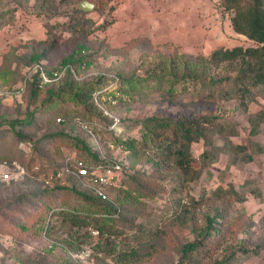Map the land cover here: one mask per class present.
<instances>
[{
	"label": "rangeland",
	"instance_id": "374dc122",
	"mask_svg": "<svg viewBox=\"0 0 264 264\" xmlns=\"http://www.w3.org/2000/svg\"><path fill=\"white\" fill-rule=\"evenodd\" d=\"M82 1L0 0V264H117L118 254L131 249L139 255L128 264H177L183 246L195 241L205 246L194 256L198 264H264V153L255 151L264 145V119H256L264 114V87H248L245 101H252L244 112L239 63L211 60L216 50L255 44L233 31L223 0H87L94 3L87 11ZM69 58L89 63L68 64L63 78L72 84L35 97L32 87L15 94L31 68L59 72ZM34 77L27 86L37 85ZM112 81L125 90L116 92L110 111L128 140H140L148 119L214 125H201L203 136L190 147L200 172L185 185L172 161L138 149L126 154L134 177L111 195L119 218L109 224L122 234L106 239L90 224L48 218L59 207L91 206L54 189L60 154L72 151L45 138L58 131L57 118L86 111L75 99L79 86ZM15 125L25 141L13 134ZM205 154L216 162L208 166ZM217 214L215 232L203 230L206 216Z\"/></svg>",
	"mask_w": 264,
	"mask_h": 264
},
{
	"label": "trees",
	"instance_id": "16d2710c",
	"mask_svg": "<svg viewBox=\"0 0 264 264\" xmlns=\"http://www.w3.org/2000/svg\"><path fill=\"white\" fill-rule=\"evenodd\" d=\"M223 7L227 11H232L233 16L230 19L232 29L235 33L245 36L248 40L252 41L255 46L250 48L235 47L232 49H219L212 53L211 60L218 64L230 63L237 61L240 67V79L241 84H243L238 90L240 94V105L244 112L247 111L248 105L252 101L246 97H250L251 89L255 87H264V0H250V4H245L243 0H223ZM69 63L74 66L88 65L84 59L69 58L62 61V65L67 66ZM52 75V73H48ZM24 78V76H23ZM69 77H62L59 81L53 82L52 84L46 85L40 88L35 83H31L27 86L34 88L33 96L39 91L51 90L60 85H63L66 81L72 82ZM249 81V85L245 81ZM101 83L96 84H83L79 86L76 94V100L82 101L83 107H86V111L79 113L77 115H67L62 118L56 119V126H59L58 131L54 133L50 138L58 142H65L70 145L72 153H61L59 162L56 168L52 171V179L58 181L60 185L55 186L57 192L71 193L76 196V200L81 198L84 202L91 206L90 210L80 212L75 206L69 207H59L56 210H51L49 217L52 216L61 217V222L68 223L71 227L77 225H91L95 229L97 234L108 236L121 235L122 233L112 230L109 226L114 223L118 218V203L117 200L111 198V195L115 191V188H110L106 190V195L109 200L103 199L102 197L95 194L88 188H84L78 182V180L72 175L65 171L66 159L67 157H73V159L81 160L87 164L93 165L101 163L100 155L102 152L107 158H113L116 156H124L127 160V164L131 170L132 164H130L127 159L126 154L130 156L133 155L131 152L134 149H138L145 153H152L161 157L165 162L172 161L174 169L176 170L178 176L180 177L181 185H185L187 182H192L196 179L200 171L193 170L192 164L195 159H193L190 147L192 143H196L203 136V126L211 124L214 125L212 120H203L202 122H178V124H172L169 120H156L148 119L142 125L143 130L141 131L140 140L126 139L127 135H114L106 132L102 129H97L94 127L92 131L97 139L98 146L91 140L89 135L81 128L80 123L85 122L90 125L91 122L98 119V113L92 103L91 97L94 92H97L101 88ZM248 87H251L249 90ZM27 90V89H25ZM121 96H125V90L123 86L116 90ZM245 97V98H244ZM117 100V99H116ZM110 107L109 104H107ZM115 108V107H113ZM97 118H93L94 116ZM258 123H261L264 119V114H258ZM59 120V121H58ZM31 122H24L28 125ZM252 128L249 131L250 135H255L257 129L255 128V122L250 121ZM174 125L176 128L169 127ZM13 134L20 140L23 139L21 131L17 130L16 125L10 127ZM163 130V132L158 133V130ZM126 130V129H125ZM237 152L245 151L246 149L242 146L234 148ZM255 151L258 153H264V145L255 146ZM221 152V151H220ZM134 156V155H133ZM204 160L207 165H213L216 162L212 157H207L203 155ZM211 158V159H210ZM119 159V158H118ZM246 161H252V157H248ZM131 175H127L122 178L121 184H124L128 180H131ZM43 192H39L33 196L34 200L41 198ZM222 214H217L216 217L206 216V227L203 230L211 233L215 232L214 226L218 225ZM48 221H50L48 219ZM214 225V226H213ZM52 227H45L43 232H50ZM59 228L56 229V232ZM205 235V233H203ZM208 234V233H207ZM203 237V236H201ZM205 251V246L199 242H191L183 246L181 250V257L177 264H198L194 260V256L197 255L199 251ZM138 253L131 249L128 252L119 253L117 256V264H128L135 262L138 258Z\"/></svg>",
	"mask_w": 264,
	"mask_h": 264
},
{
	"label": "built area",
	"instance_id": "2783aa9c",
	"mask_svg": "<svg viewBox=\"0 0 264 264\" xmlns=\"http://www.w3.org/2000/svg\"><path fill=\"white\" fill-rule=\"evenodd\" d=\"M71 71L70 66H65L59 72H52V75L44 72L38 66L31 68L29 72L24 73V79L16 90L15 94L20 96L25 92L27 83L31 80L35 82L40 88L53 82L59 81L64 73ZM118 89L117 82H111L110 84H101L99 91L92 94L91 100L97 110L100 118L104 119V124L101 122L93 121L88 125L85 122H81V128L89 135L91 140L98 146L97 139L93 134L92 128L102 129L106 132L114 135H122V122L121 120L110 110L116 104V90ZM114 90V91H113ZM110 107H108V105ZM110 108V109H109ZM59 121V120H58ZM101 163L87 164L81 160L73 159V157H67L65 171L75 177L78 182L93 191L103 199L109 200L106 195V190L110 188H116L121 185L122 178L127 175H131V170L123 158L124 162L117 160L118 158H107L102 152H100ZM4 177L8 179V175Z\"/></svg>",
	"mask_w": 264,
	"mask_h": 264
},
{
	"label": "water",
	"instance_id": "95a60500",
	"mask_svg": "<svg viewBox=\"0 0 264 264\" xmlns=\"http://www.w3.org/2000/svg\"><path fill=\"white\" fill-rule=\"evenodd\" d=\"M79 6L81 10L87 11L91 10L94 7V3L88 2L87 0H83Z\"/></svg>",
	"mask_w": 264,
	"mask_h": 264
},
{
	"label": "clouds",
	"instance_id": "9594fccd",
	"mask_svg": "<svg viewBox=\"0 0 264 264\" xmlns=\"http://www.w3.org/2000/svg\"><path fill=\"white\" fill-rule=\"evenodd\" d=\"M23 79H24V78H23ZM102 83H104V82H102ZM102 83H101V84H102ZM118 88H119V87H118ZM116 92H117V91H116ZM117 93H118V92H117Z\"/></svg>",
	"mask_w": 264,
	"mask_h": 264
}]
</instances>
